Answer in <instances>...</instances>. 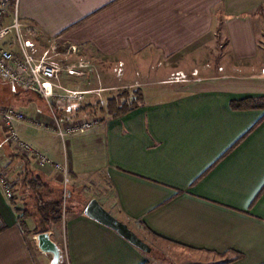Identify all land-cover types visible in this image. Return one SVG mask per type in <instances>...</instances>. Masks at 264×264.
I'll return each instance as SVG.
<instances>
[{"label": "crops", "instance_id": "1", "mask_svg": "<svg viewBox=\"0 0 264 264\" xmlns=\"http://www.w3.org/2000/svg\"><path fill=\"white\" fill-rule=\"evenodd\" d=\"M21 17L41 30V50L55 39L60 50L77 46L98 61L86 77L63 73L58 81L57 92H87L69 107L81 113L53 107L60 122H99L62 139L47 102L43 113L30 94H14L27 116L16 123L19 135L54 163L40 168L2 146L0 121L1 162L15 193L9 201L0 188V264H48L30 237L45 214L56 215L65 187L69 201H79L68 204L64 220L43 223L65 264H163L86 216L92 199L170 260L264 264V0H21ZM188 70L204 75L172 79ZM135 91L137 107L106 110Z\"/></svg>", "mask_w": 264, "mask_h": 264}, {"label": "built area", "instance_id": "2", "mask_svg": "<svg viewBox=\"0 0 264 264\" xmlns=\"http://www.w3.org/2000/svg\"><path fill=\"white\" fill-rule=\"evenodd\" d=\"M41 30L21 17V0H0V81L9 85L12 93L30 91L37 93L47 102L53 113L54 129L57 135L65 139L91 131L98 119L89 117L76 121L60 122L53 102L58 108H69L85 101L86 91L65 90L58 84L63 73L75 78L86 77L94 68L84 61L72 64L69 56L78 54L77 46L60 50L57 41L51 40L48 48L41 50L36 42ZM118 76H123V64L120 63ZM24 112L11 106L0 105V121L4 130L2 146H13L23 155L31 158L40 168L53 165V161L19 135L16 123L24 122ZM56 170L63 171L67 183L66 168L56 163ZM0 188L7 200L15 198L14 183L5 172L0 155ZM68 190L63 191L64 209L67 207Z\"/></svg>", "mask_w": 264, "mask_h": 264}, {"label": "rangeland", "instance_id": "3", "mask_svg": "<svg viewBox=\"0 0 264 264\" xmlns=\"http://www.w3.org/2000/svg\"><path fill=\"white\" fill-rule=\"evenodd\" d=\"M87 59L88 58H86V57L84 58V55L80 52H78V54L69 56V60L72 64H76L78 61H79V63L81 61H84L91 66L93 64H96L97 60L91 61V60H87ZM205 59H207V58H205ZM217 59H218L217 57H213L214 62L218 65ZM99 61L101 64H104V66L112 67L114 65V63L112 61L109 62V61L102 59V58H100ZM201 61H205L204 58H201ZM250 64L257 65L256 62H254V63L250 62ZM119 66H120V63L118 64V66L114 70L119 69ZM232 66H233V64H232ZM123 67H124V64H123ZM247 67H249L248 69L251 70V66H247ZM222 70H223V68H219V71H222ZM191 71L192 70H188L187 73H185V74L184 73L183 74H176V75L172 76V79H174L176 81H183V82L188 83V82H192L194 79L202 78L204 75V74H202V72H198V71L191 72ZM115 74H116V77L118 78V80L121 83H123V80H121L123 77L118 76L117 71H115ZM111 77L109 78V76H106V80H104V84L108 85V81L111 82V80H112ZM92 88H93V86L91 88H88V89H92ZM101 90L102 89H99L98 92H100ZM23 92H26L25 94H30V98H33L37 108L40 111H42L43 113H48V107H47L45 101L40 97V95H38L37 93L28 92V91H23ZM15 97L16 96L14 95V93H12L10 90V86L0 81V105L14 107L13 101H14ZM14 108L16 109V107H14ZM75 197L70 202L69 201L70 196H68L67 207L65 209H64V202L62 201V213H61L62 220H64V218L66 216V211H68V204L73 203L74 201H77V200L79 201V196L78 197L75 196ZM62 198H63V196H62ZM30 241H31V244H33L34 239H32V236L30 237ZM34 244H35V242H34ZM34 250H36V249H34ZM36 255L41 257V254L38 251H36ZM151 255L158 257L159 260L163 262V264H198L194 257L188 256L186 254L183 256H180L178 258V260H175V259L170 260V258L168 257V253L162 252L161 250H159V248H155V249L153 248ZM201 264H208V263L206 262V263H201Z\"/></svg>", "mask_w": 264, "mask_h": 264}, {"label": "water", "instance_id": "4", "mask_svg": "<svg viewBox=\"0 0 264 264\" xmlns=\"http://www.w3.org/2000/svg\"><path fill=\"white\" fill-rule=\"evenodd\" d=\"M89 218L113 229L131 244L145 253H151V246L143 241L127 224L114 217L97 199H92L85 208ZM51 231L34 236L37 250L48 259V264H65V251L52 238Z\"/></svg>", "mask_w": 264, "mask_h": 264}, {"label": "trees", "instance_id": "5", "mask_svg": "<svg viewBox=\"0 0 264 264\" xmlns=\"http://www.w3.org/2000/svg\"><path fill=\"white\" fill-rule=\"evenodd\" d=\"M126 95H127V93H126ZM128 96L131 97L130 99H132L131 103H129L130 101H128L130 99H127L125 101H123V100H121L119 98L111 99V100H109V102H107V105L105 106L106 110H108L109 113H112V112L126 113V112L132 110L133 108L137 107L138 102L142 101V97H141V94H140L139 91L132 92L131 94L128 93ZM118 101H122V103L120 105H118ZM95 108L99 109V106H95ZM83 110L84 111L86 110L85 107L83 108ZM81 111H82V107L79 105V108L78 107L77 108H74V107L73 108H69L66 111H61V113L66 112V114H69V113L73 112L74 113V117H77L78 115H76V114L77 113L80 114ZM61 113H59V115H61ZM34 182H35L34 180H31L30 184H33ZM39 185L42 187V184H39ZM46 208H47V206H46ZM53 210L56 213V215L51 216L52 217L51 218V217H49V216H47L45 214V216L43 218L44 221H41V223H39V225L42 227V229L40 230L39 233L49 231V228L47 226H45L43 223L51 224V223H54L56 221L62 220V217H61V213H62V199L58 203L55 202L53 204Z\"/></svg>", "mask_w": 264, "mask_h": 264}]
</instances>
